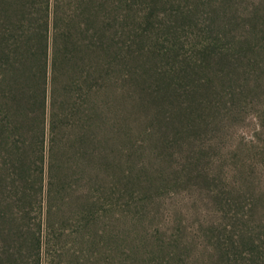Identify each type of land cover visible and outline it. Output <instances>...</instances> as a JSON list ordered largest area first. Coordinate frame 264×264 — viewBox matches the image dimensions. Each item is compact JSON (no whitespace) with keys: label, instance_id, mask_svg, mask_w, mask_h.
I'll list each match as a JSON object with an SVG mask.
<instances>
[{"label":"trees","instance_id":"16d2710c","mask_svg":"<svg viewBox=\"0 0 264 264\" xmlns=\"http://www.w3.org/2000/svg\"><path fill=\"white\" fill-rule=\"evenodd\" d=\"M109 2L0 0V264H42L41 225L54 226L48 219L55 202L65 201L74 184L86 185L89 194H98L95 201L105 204L111 188L122 183L117 121L127 117V89L121 86L127 76L115 63L126 41L115 30L122 21L110 17ZM176 10L156 32V42L169 57L185 62L183 50L191 47L189 58L201 65L228 61L233 67L235 61L253 60L259 67L264 60V0H188ZM152 20L147 24H155ZM205 79L195 86L190 74L165 73L152 82L155 92L140 109L156 103L159 113L165 111L159 114L163 121L170 116L173 125L190 131L204 122L201 94L209 97L212 87L220 90L230 82L219 73ZM248 84L251 96L261 88L256 78ZM173 136L165 135L166 148ZM38 209L44 217L35 230L28 222ZM84 213L80 222L86 231L94 213ZM240 230V240L231 237L226 245L222 264L264 263L261 236L256 241L253 232ZM246 251L250 258L244 257ZM161 258L167 261L165 254Z\"/></svg>","mask_w":264,"mask_h":264},{"label":"rangeland","instance_id":"374dc122","mask_svg":"<svg viewBox=\"0 0 264 264\" xmlns=\"http://www.w3.org/2000/svg\"><path fill=\"white\" fill-rule=\"evenodd\" d=\"M108 1L110 17L118 15L122 21L115 30L126 41L115 63L125 69L121 76H127L121 84L127 89V117L117 121L124 178L118 176L122 183L111 188L105 204L96 202L98 194H89L84 184H74L65 201L55 202L48 219L55 227L41 225L42 264H222L230 238L240 240V228L264 241V60L259 67L253 60L235 61L233 67L228 61L201 65L189 58L193 53L186 47L182 62L166 54L156 32L162 29L161 20L188 0ZM149 17L155 24H147ZM165 73L190 74L195 86L219 73L230 79L227 86L232 88L212 87L206 98L201 94L204 122L189 131L173 125L170 116L163 121L159 114L165 111L159 113L156 103L140 109L155 92L152 82ZM254 77L261 88L251 96L246 86ZM184 97L179 99L187 106ZM166 134L174 135L167 148ZM84 209L94 213L86 231L80 222ZM44 210L32 213L31 229L43 224ZM248 252L245 258L251 257Z\"/></svg>","mask_w":264,"mask_h":264}]
</instances>
